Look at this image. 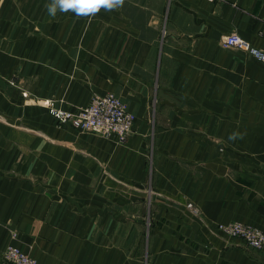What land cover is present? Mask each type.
Segmentation results:
<instances>
[{
    "label": "crops",
    "instance_id": "obj_1",
    "mask_svg": "<svg viewBox=\"0 0 264 264\" xmlns=\"http://www.w3.org/2000/svg\"><path fill=\"white\" fill-rule=\"evenodd\" d=\"M50 3L0 0V264L12 232L36 264H264L217 229L264 232V65L221 43L264 51V0ZM107 93L123 143L48 113Z\"/></svg>",
    "mask_w": 264,
    "mask_h": 264
},
{
    "label": "built area",
    "instance_id": "obj_2",
    "mask_svg": "<svg viewBox=\"0 0 264 264\" xmlns=\"http://www.w3.org/2000/svg\"><path fill=\"white\" fill-rule=\"evenodd\" d=\"M224 47L245 51L251 59L264 65V51L251 47L236 33L223 38ZM50 113L72 127L105 137H114L123 143L132 130L134 118L126 111L122 102L112 93L94 94L90 103L76 112L57 110L50 107ZM191 207V205H188ZM217 229L228 237L238 238L254 250H264V232L257 227L232 222L218 225ZM4 264H35V260L16 246L5 249Z\"/></svg>",
    "mask_w": 264,
    "mask_h": 264
},
{
    "label": "clouds",
    "instance_id": "obj_3",
    "mask_svg": "<svg viewBox=\"0 0 264 264\" xmlns=\"http://www.w3.org/2000/svg\"><path fill=\"white\" fill-rule=\"evenodd\" d=\"M124 0H51L47 5L50 16H55L57 11L73 12L77 17H89L97 14L101 9L111 11L121 7ZM234 133L230 139H236ZM242 138V137H241Z\"/></svg>",
    "mask_w": 264,
    "mask_h": 264
},
{
    "label": "rangeland",
    "instance_id": "obj_4",
    "mask_svg": "<svg viewBox=\"0 0 264 264\" xmlns=\"http://www.w3.org/2000/svg\"><path fill=\"white\" fill-rule=\"evenodd\" d=\"M9 85L10 86H12V87H16V86H18L17 85V82L15 81V80H12V79H10L9 80ZM23 94V96H27V94L26 93H22ZM47 105H50V104H47ZM50 109V108H49ZM56 109V108H55ZM57 110H60V109H57ZM61 111H63V110H61ZM50 115H52L51 113H50V110H49V112H48ZM53 116V115H52ZM54 117V116H53ZM55 118V117H54ZM56 119V118H55ZM57 120V122H58V124L59 125H65V126H71L68 122H62V121H60V120H58V119H56ZM77 129V128H76ZM79 130V129H78ZM79 131H82V130H79ZM82 132H87V131H82ZM88 133V132H87ZM89 133H91V132H89ZM94 134V133H93ZM130 134V133H129ZM96 135H98V134H96ZM105 137V136H104ZM128 137V136H127ZM126 137V138H127ZM16 237H17V234H16V232H12L11 233V236H10V240H12V242H10L6 247H5V249L8 247V246H10V245H12V246H16V247H18L20 250H22L17 244H15L14 243V241L16 240ZM5 249L3 250V252H2V254H1V264H4L3 263V257H4V252H5ZM23 252H25V253H27L26 251H24V250H22ZM28 254V253H27ZM29 255V254H28ZM30 257H32L31 255H29ZM33 258V257H32ZM34 259V258H33ZM35 260V259H34ZM35 264H36V261H35Z\"/></svg>",
    "mask_w": 264,
    "mask_h": 264
}]
</instances>
